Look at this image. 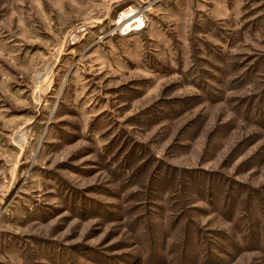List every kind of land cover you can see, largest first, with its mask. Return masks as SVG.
Instances as JSON below:
<instances>
[{"label":"rangeland","instance_id":"1","mask_svg":"<svg viewBox=\"0 0 264 264\" xmlns=\"http://www.w3.org/2000/svg\"><path fill=\"white\" fill-rule=\"evenodd\" d=\"M261 229L264 0H0V264H264Z\"/></svg>","mask_w":264,"mask_h":264},{"label":"built area","instance_id":"2","mask_svg":"<svg viewBox=\"0 0 264 264\" xmlns=\"http://www.w3.org/2000/svg\"><path fill=\"white\" fill-rule=\"evenodd\" d=\"M127 8H131L130 12L126 14V16L121 17V10H125ZM147 6H126L124 9L119 10L117 16L114 18L113 22V31L118 32L119 34H127L132 31H136L141 29L146 22V18L144 15V11Z\"/></svg>","mask_w":264,"mask_h":264},{"label":"trees","instance_id":"3","mask_svg":"<svg viewBox=\"0 0 264 264\" xmlns=\"http://www.w3.org/2000/svg\"><path fill=\"white\" fill-rule=\"evenodd\" d=\"M258 232H259V231H258ZM260 232L264 233V229H261ZM260 232H259V234H255L253 231H252V232H249V239L253 241V242H252L253 245H255L256 242H257V243H258V242H264V238L262 239V238L260 237ZM263 245H264V243H263Z\"/></svg>","mask_w":264,"mask_h":264},{"label":"bare ground","instance_id":"4","mask_svg":"<svg viewBox=\"0 0 264 264\" xmlns=\"http://www.w3.org/2000/svg\"><path fill=\"white\" fill-rule=\"evenodd\" d=\"M130 10H131V8H128V9H126V10H124V11H121V12H120V16H121V17L126 16V14H127L128 12H130Z\"/></svg>","mask_w":264,"mask_h":264}]
</instances>
